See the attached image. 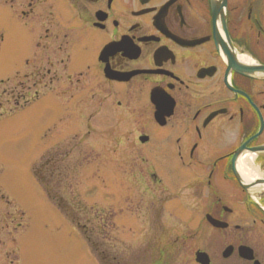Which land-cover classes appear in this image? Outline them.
Segmentation results:
<instances>
[{"label":"flooded vegetation","instance_id":"af4514ba","mask_svg":"<svg viewBox=\"0 0 264 264\" xmlns=\"http://www.w3.org/2000/svg\"><path fill=\"white\" fill-rule=\"evenodd\" d=\"M0 3L9 6L15 22H25L35 48L44 45V52L24 61V74L8 81V100L16 108L50 95L63 109L65 96L75 101L92 74L105 93L100 107L113 103L133 118L137 140L148 138L143 145L158 139L165 167L178 156L184 168L202 172L200 187L180 188L187 192L188 209L199 217L197 226L174 236L177 214L162 212L169 200L161 199L140 223L147 235L130 244L146 243L156 264H197L196 253L204 254L207 264H264V211L231 176L233 153L244 144L247 151L264 143V93L257 89L264 83L235 69L250 67L252 59L264 63V0H226L225 22L213 21L212 0ZM67 38L72 40L69 52ZM77 50L83 55L75 67ZM256 108L263 130L247 142L259 128ZM66 135L87 140L91 133ZM139 162L148 164L151 183L160 185L156 163L143 157ZM260 200L264 204V194ZM208 217L226 227H213Z\"/></svg>","mask_w":264,"mask_h":264},{"label":"rangeland","instance_id":"374dc122","mask_svg":"<svg viewBox=\"0 0 264 264\" xmlns=\"http://www.w3.org/2000/svg\"><path fill=\"white\" fill-rule=\"evenodd\" d=\"M14 20L9 6L0 3V264H156L146 243L131 240L147 235L140 223L161 199L169 200L162 212L177 214L174 236L196 227L199 217L188 209L187 192L180 188L189 183L200 187L202 172L184 168L178 156L165 167L155 137L141 146L133 118L111 102V108L105 102L100 107L105 93L92 74L75 101L65 96L63 109L50 95L16 108L8 100L9 83L15 74H24V61L44 52V45L35 48L25 22ZM71 46L67 38L65 50ZM82 55L75 52V67ZM257 89L264 93L263 85ZM86 131L91 133L87 140L66 135ZM142 157L156 163V176L167 189L151 183L148 164L139 162ZM47 160L51 165L39 175L53 201L34 175V166ZM259 161L253 167L262 178ZM57 197L66 216L55 204ZM73 218L84 226L82 234Z\"/></svg>","mask_w":264,"mask_h":264},{"label":"water","instance_id":"95a60500","mask_svg":"<svg viewBox=\"0 0 264 264\" xmlns=\"http://www.w3.org/2000/svg\"><path fill=\"white\" fill-rule=\"evenodd\" d=\"M212 18L213 21L220 20V22H225V0H219V2L212 0ZM236 70H238L241 73H244V71L241 67H236ZM251 71L255 72L257 77H264V66H256L251 69ZM262 126V125H261ZM143 139V141H145ZM240 149L234 154L232 158V167H233V174L239 184H264V180H255L250 182H245L242 178V176L238 173V171L235 168V162L238 157ZM252 153H264V146L252 148L250 150ZM247 188V187H245Z\"/></svg>","mask_w":264,"mask_h":264},{"label":"bare ground","instance_id":"6f19581e","mask_svg":"<svg viewBox=\"0 0 264 264\" xmlns=\"http://www.w3.org/2000/svg\"><path fill=\"white\" fill-rule=\"evenodd\" d=\"M253 159V155H248L247 157L243 158L238 165V170L242 174L241 176L245 178L244 181L250 182L258 179L261 176L258 169L252 165Z\"/></svg>","mask_w":264,"mask_h":264},{"label":"trees","instance_id":"16d2710c","mask_svg":"<svg viewBox=\"0 0 264 264\" xmlns=\"http://www.w3.org/2000/svg\"><path fill=\"white\" fill-rule=\"evenodd\" d=\"M47 193L50 194L49 190H47ZM59 206H60V205H59ZM60 208H61V206H60Z\"/></svg>","mask_w":264,"mask_h":264}]
</instances>
